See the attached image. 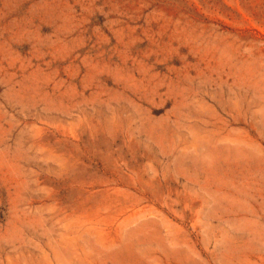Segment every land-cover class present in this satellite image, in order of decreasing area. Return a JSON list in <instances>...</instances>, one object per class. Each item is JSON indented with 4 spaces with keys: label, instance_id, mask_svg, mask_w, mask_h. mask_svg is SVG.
<instances>
[{
    "label": "rangeland",
    "instance_id": "obj_1",
    "mask_svg": "<svg viewBox=\"0 0 264 264\" xmlns=\"http://www.w3.org/2000/svg\"><path fill=\"white\" fill-rule=\"evenodd\" d=\"M0 264H264V0H0Z\"/></svg>",
    "mask_w": 264,
    "mask_h": 264
}]
</instances>
